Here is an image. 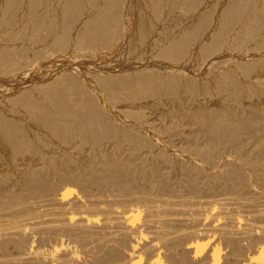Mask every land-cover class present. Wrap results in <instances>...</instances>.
<instances>
[{
	"label": "bare ground",
	"instance_id": "6f19581e",
	"mask_svg": "<svg viewBox=\"0 0 264 264\" xmlns=\"http://www.w3.org/2000/svg\"><path fill=\"white\" fill-rule=\"evenodd\" d=\"M0 264H264V0H0Z\"/></svg>",
	"mask_w": 264,
	"mask_h": 264
}]
</instances>
